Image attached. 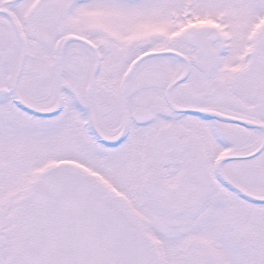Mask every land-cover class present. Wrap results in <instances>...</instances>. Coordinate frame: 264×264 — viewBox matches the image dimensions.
Listing matches in <instances>:
<instances>
[{"label":"snow or ice","instance_id":"obj_1","mask_svg":"<svg viewBox=\"0 0 264 264\" xmlns=\"http://www.w3.org/2000/svg\"><path fill=\"white\" fill-rule=\"evenodd\" d=\"M0 264H264V0H0Z\"/></svg>","mask_w":264,"mask_h":264}]
</instances>
